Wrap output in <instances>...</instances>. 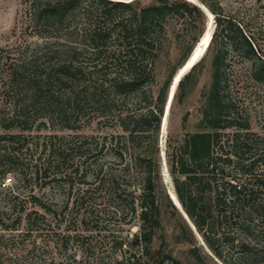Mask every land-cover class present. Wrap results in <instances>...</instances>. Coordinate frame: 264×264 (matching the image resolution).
<instances>
[{"label": "trees", "instance_id": "1", "mask_svg": "<svg viewBox=\"0 0 264 264\" xmlns=\"http://www.w3.org/2000/svg\"><path fill=\"white\" fill-rule=\"evenodd\" d=\"M141 1L30 0L28 27L38 38L54 39V43L47 40L41 45L38 54L54 64L43 73L37 65L41 58L35 52L27 62L30 66L12 67L8 85L22 97L23 106L18 114L26 120L31 112L41 111L46 116L56 115L61 121L73 118L75 122L91 111L101 118L116 114L122 133L112 137L109 144L119 162L112 173L102 178L100 172L97 174V188L110 199L107 207L113 209L112 214L126 224H136L138 231L127 244L118 243L120 255L110 264H184L162 245L156 251L153 249L155 239L163 230L164 218L175 221L179 230L175 237L177 243L195 240L190 225L171 201L162 177L161 124L168 89L177 70H172L161 87H156L155 64L170 19H182L190 26L193 45L188 49L187 58L205 32L206 14L187 0H152L143 7ZM201 2L215 15V30L205 56L179 83L173 103L185 100L203 72L206 56L213 50L211 81L200 94L196 130L184 134L174 145L169 138L166 164L183 210L209 249L227 264H240L224 260L217 242L250 239L257 232L264 235V172L256 173L260 159L250 157L241 168L247 183H231L228 130L233 126L230 114L234 104L227 96L230 87L227 76L232 68L228 58L230 52H237L249 65L252 79L263 84L264 55L240 22L224 16L218 5ZM73 35L78 38L76 45L60 42L64 36L72 38ZM87 59L92 60L89 68L83 66ZM99 74L104 80L89 85L93 76ZM56 88L70 90L67 102L56 96ZM108 94L114 97L105 101L104 96ZM117 103H129L131 107H116ZM189 116L187 113L182 118V129ZM0 122L5 130L14 128L12 119L3 118ZM24 123L23 129H29V122ZM243 129L249 130V125ZM7 138L0 136L2 140ZM95 140L75 138L73 151L79 155L78 163L93 164L90 153L100 144L94 145ZM252 144L247 139L239 146L251 151ZM106 146L107 141L101 148ZM15 158L13 152L0 157V166L3 162L12 165ZM8 172H0L4 187L12 181L7 182ZM33 199L43 212L25 215L28 232L41 230L39 225L46 223L50 227V219L57 216L48 205ZM223 227L228 229L224 231ZM186 235L190 241L184 239ZM240 252L238 261L248 255L249 244L245 240ZM188 255L196 264H203L195 249H190ZM258 263L264 264V255Z\"/></svg>", "mask_w": 264, "mask_h": 264}, {"label": "rangeland", "instance_id": "2", "mask_svg": "<svg viewBox=\"0 0 264 264\" xmlns=\"http://www.w3.org/2000/svg\"><path fill=\"white\" fill-rule=\"evenodd\" d=\"M187 1L206 7L201 0ZM204 1L218 5L224 16L240 22L245 33L254 39L264 55V0ZM151 3L152 0H142L141 7ZM29 6L30 0H0V120H14V128L10 130H5L0 122V136L8 137L6 140L0 139V157L10 156L12 152L16 157L12 165L3 162L0 166V172L9 171L6 173L7 182L12 179L4 187L0 176V264H110L114 257L120 255L118 243L124 241L127 244L138 231L136 224H126L112 214L113 209L107 207L110 199L98 190L96 182L99 172L102 178L117 167L119 160L109 142L122 132L116 114L101 118L91 111L79 122L73 118L61 121L56 115L46 116L48 114L41 110L36 114L31 112L27 120L18 114L23 103L22 97L8 85L12 67L30 66L27 62H30L35 52L41 58L37 65L43 73L54 64L38 54L41 53V45L47 40L54 43V39L33 35V29L28 27ZM210 19L206 16L205 32L195 49V57L203 52L207 44L208 47L210 45L215 30V15L212 22ZM192 36L190 26L184 20L176 18L167 22L163 47L155 64L156 87L164 84L172 70L182 66L188 49L193 45ZM71 37L64 36L60 42L76 45L78 38L74 35ZM213 54L212 50L206 56L203 72L185 100L172 103V113L164 122L163 137L160 138L161 152L166 153L169 138L174 145L184 134L196 130L200 117V94L211 81ZM228 63L232 68L227 76L230 85L227 96L234 104L230 114L233 126L228 130V153L232 161L229 171L231 183L243 185L247 179L242 176L241 168L248 163V158L260 159L255 171L264 172V83L252 79L249 65L237 52H230ZM91 65L92 60L83 61L84 67L89 68ZM187 67L182 68L180 73L186 71ZM96 76H93L89 85L104 80L102 75ZM55 91L56 96H61L67 102L70 90L59 91L56 88ZM104 97L108 101L114 96L108 94ZM115 106L131 107L129 103H117ZM187 113L190 114L189 120L185 129H182V118ZM25 121L30 126L26 130L23 129ZM246 125H249V130L243 129ZM11 136L16 138L9 139ZM76 137L96 139L92 142L94 145L100 143L90 153L92 165L77 162L79 155L73 151ZM247 139L248 143H253L251 151L239 146ZM105 141L106 149H102ZM162 177L167 193L170 191L177 202L174 180L167 166H164L163 158ZM33 197L48 205L57 216L50 219V227L46 223L39 225L41 230L28 232L25 215L43 212ZM223 229L225 231L228 227ZM178 233L175 221L164 218L163 230L153 244L154 251L162 245L167 253L184 264H196L188 255L190 249H195L203 264H227L215 256L197 230L193 231L195 240L192 243H177L175 237ZM76 234L80 236L75 237ZM212 237L216 239L214 234ZM184 239L191 240L188 235ZM244 240L249 244V252L247 258L238 261ZM217 247L227 262L260 264L258 260L264 255V235L257 232L250 239L241 237L233 241H219Z\"/></svg>", "mask_w": 264, "mask_h": 264}, {"label": "water", "instance_id": "3", "mask_svg": "<svg viewBox=\"0 0 264 264\" xmlns=\"http://www.w3.org/2000/svg\"><path fill=\"white\" fill-rule=\"evenodd\" d=\"M134 0H127L125 2H132ZM191 2V1H189ZM195 5H197L207 16V13L206 11L199 5V4H196L194 2H191ZM206 9V7H205ZM215 27V26H214ZM202 40V37L199 39V41L197 42L196 46L192 49V51L190 52V54L188 55V57L186 58V60L184 61V63L182 64V68L184 69L186 66L187 69L186 71H184L183 73H180V69L182 68H179L177 70V72L174 74V76L172 77V80H171V83H170V86H169V89H168V93H167V97H166V102H165V105H164V114H163V117H162V124H161V138L163 137V127H164V122L165 120L168 119V116L170 115V110H171V107H172V103L174 101V97H175V93H176V90L179 86V83L181 82V80L183 79V77L188 74L190 72V70L197 64L199 63L202 58L205 56L207 50H208V44L204 47L203 49V52L198 55L197 57L194 56V52H195V49L197 47V45L200 44ZM204 54V55H203ZM191 62L190 65H188L189 63ZM161 156L163 158V162H164V166L166 167L167 164H166V158H165V152L162 151L161 152ZM169 197L171 199V201L173 202V204L176 206V208L181 212V214L183 215V217L185 218V220L188 222V224L190 225V227L192 228L193 231H196V228L195 226L192 224V222L190 221L189 217L187 216V214L185 213V211L183 210L177 196H176V193H174L176 199H177V202L175 201L173 195L171 194V192L169 191Z\"/></svg>", "mask_w": 264, "mask_h": 264}, {"label": "bare ground", "instance_id": "4", "mask_svg": "<svg viewBox=\"0 0 264 264\" xmlns=\"http://www.w3.org/2000/svg\"><path fill=\"white\" fill-rule=\"evenodd\" d=\"M205 11H206V13H207V16H209V18H212V19H210L211 20V22L213 21V15L207 10V9H205V7L204 6H201ZM191 64V62L188 64V65H190Z\"/></svg>", "mask_w": 264, "mask_h": 264}, {"label": "built area", "instance_id": "5", "mask_svg": "<svg viewBox=\"0 0 264 264\" xmlns=\"http://www.w3.org/2000/svg\"><path fill=\"white\" fill-rule=\"evenodd\" d=\"M8 181V180H7ZM9 182H10V180H9Z\"/></svg>", "mask_w": 264, "mask_h": 264}]
</instances>
